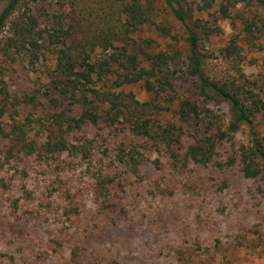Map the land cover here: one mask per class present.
Masks as SVG:
<instances>
[{"label": "trees", "instance_id": "obj_1", "mask_svg": "<svg viewBox=\"0 0 264 264\" xmlns=\"http://www.w3.org/2000/svg\"><path fill=\"white\" fill-rule=\"evenodd\" d=\"M42 1L0 0V57L22 59L31 67L46 60L52 84L41 96L56 110L46 115L48 124L36 138H30L27 125L7 122L11 92L0 66V142L10 144L0 154V187L7 152L40 157L67 152L89 159L93 140L72 135L100 124L124 136L112 161L117 170L138 175L150 151L164 149L175 166H237L247 178L263 172L264 136L255 119L260 115L264 122V81L259 90L257 81L242 71L235 36L221 50L235 72L223 82L206 73L204 46L214 28L202 16L214 10L233 24L239 20L254 40L257 31L264 36V15L251 19L242 4L264 9V0H57V10L40 6ZM136 83L152 99L141 101L124 89ZM184 86L186 91L180 89ZM221 103L228 104V116L212 108ZM173 109L177 121L158 118L160 111ZM191 122L196 123L188 126ZM244 125L250 142L240 144L235 156L220 159L221 147ZM114 168L94 173L95 202L105 214L119 211L115 196L124 184Z\"/></svg>", "mask_w": 264, "mask_h": 264}, {"label": "rangeland", "instance_id": "obj_2", "mask_svg": "<svg viewBox=\"0 0 264 264\" xmlns=\"http://www.w3.org/2000/svg\"><path fill=\"white\" fill-rule=\"evenodd\" d=\"M42 5L61 7L57 0H43ZM243 6L251 19L264 15L263 8ZM202 17L214 28L204 46L206 73L223 82L235 72L221 52L235 36L241 50L239 66L263 89L264 36L257 31L251 40L241 21L233 24L214 10ZM0 66L11 92L7 122L27 125L30 138L42 135L46 115L56 111L41 96L46 84H52L49 63L41 60L31 67L22 59L0 57ZM194 83L188 84L194 89ZM124 89L141 101L152 99L140 83ZM33 95L35 101L30 100ZM212 108L221 116L229 114L227 103ZM158 118L177 121L174 109L160 111ZM255 123L264 136L260 115ZM82 134L93 140L89 159L67 152L52 157L6 153L10 158L1 174L0 264H264V170L247 178L237 166H175L161 149L151 150L149 161L134 175L112 164L124 136L102 124L88 125L72 138ZM191 134L188 129L187 142ZM250 140L244 125L221 147L219 158L235 156L240 144ZM9 147L0 142V154ZM112 167L124 185L115 196L119 211L105 214L95 202L94 173Z\"/></svg>", "mask_w": 264, "mask_h": 264}]
</instances>
